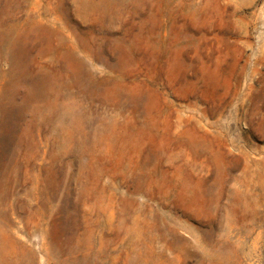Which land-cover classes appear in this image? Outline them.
Returning a JSON list of instances; mask_svg holds the SVG:
<instances>
[{
	"label": "rangeland",
	"instance_id": "1",
	"mask_svg": "<svg viewBox=\"0 0 264 264\" xmlns=\"http://www.w3.org/2000/svg\"><path fill=\"white\" fill-rule=\"evenodd\" d=\"M0 264H264V0H0Z\"/></svg>",
	"mask_w": 264,
	"mask_h": 264
},
{
	"label": "bare ground",
	"instance_id": "2",
	"mask_svg": "<svg viewBox=\"0 0 264 264\" xmlns=\"http://www.w3.org/2000/svg\"><path fill=\"white\" fill-rule=\"evenodd\" d=\"M259 105V104H258ZM248 109V108H247ZM246 110V109H245ZM151 195V194H150Z\"/></svg>",
	"mask_w": 264,
	"mask_h": 264
}]
</instances>
